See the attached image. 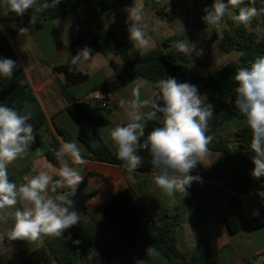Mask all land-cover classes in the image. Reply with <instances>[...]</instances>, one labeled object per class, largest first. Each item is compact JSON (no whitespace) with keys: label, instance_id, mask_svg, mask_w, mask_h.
Masks as SVG:
<instances>
[{"label":"crops","instance_id":"0c3cea01","mask_svg":"<svg viewBox=\"0 0 264 264\" xmlns=\"http://www.w3.org/2000/svg\"><path fill=\"white\" fill-rule=\"evenodd\" d=\"M134 1L136 0H129L110 15H104L99 6L90 3L66 17L44 20L39 16L37 23L30 25L31 9L20 17L12 12L7 13L4 0H0V31L9 41L35 95L36 103L28 111L39 108L47 122L45 128L34 132L35 140L27 154L8 166L9 177L18 185L26 182L25 177L34 176L40 171H48L54 179L57 177L55 169L60 167V161L55 166L45 155L55 137L60 141V146L65 142L57 135L56 126L70 133L69 142H77L83 156L87 153V148L78 139L80 133L87 135L92 147L104 142L116 151L110 139V131L117 124L128 122L127 114L119 101L132 98L137 81L143 83L141 99L151 97L155 89L142 78L135 79L124 87L120 85L117 73L122 69L123 61L112 53L92 49L93 59L82 67H75L77 71L88 75V80L79 85L67 87L63 74L54 70L56 66L71 61V44L75 40L84 39L88 42L91 36L102 32H117L128 43L131 58L146 54L135 51L128 38V14L125 9L133 6ZM160 1L163 0L144 3L147 12L144 20L147 26L145 31L151 37V49L172 36L187 35L199 47H203L208 39L214 38L201 19L204 15L200 14L204 9L201 4L183 5V0H170L166 3ZM161 7L168 11L175 8L176 15L172 20L167 21L156 14V10ZM186 14H192L191 18H187L190 22L187 26ZM258 19L259 16L253 20ZM260 26L264 27L261 21L254 30L257 32L256 29ZM20 28H28L29 32L21 35ZM166 47H169L165 50L168 54L177 50L174 43ZM92 80L96 82L89 87L88 83ZM197 88L199 94L207 96V101L217 99L214 91L200 85ZM102 100L110 105L111 110L105 116L106 122L103 126L93 127L85 120L75 122L66 110L69 103L94 104ZM238 126L239 123L232 120L220 126L219 131L231 142L233 153L230 158H226L222 153L210 150L203 160L204 165L198 164L190 173L201 177L202 183L193 182L187 188L186 196L177 193L170 197L162 192L154 183L156 171H128L123 166L86 157L85 164H74L69 157H65L69 165L84 176L73 197L74 207L81 215L80 223L65 231L67 237H71L68 243L73 263L86 264L91 261L95 253L115 234L114 226L99 208L116 194L125 193L145 219L157 223L166 217L176 219L172 240L182 253L191 255L197 241L205 238L214 257L221 264H264V226L251 228L247 225L249 219L264 214V197L259 195L263 191L262 179L257 180L251 176L254 168L251 157L254 153L249 149L239 148L235 143V133L246 127ZM49 194H53L51 189ZM228 216H235L239 223L238 229L233 233L229 230ZM13 223L10 218L7 222L0 221V232L8 230ZM51 239L53 237H46L42 243L6 239L5 244L0 245V264H26L22 260L24 255L46 245ZM76 240L80 243L74 244L73 241ZM162 257L158 251L141 240L128 250L115 252L114 257L106 264H137L138 261L140 264H166Z\"/></svg>","mask_w":264,"mask_h":264},{"label":"clouds","instance_id":"9594fccd","mask_svg":"<svg viewBox=\"0 0 264 264\" xmlns=\"http://www.w3.org/2000/svg\"><path fill=\"white\" fill-rule=\"evenodd\" d=\"M38 2L4 0V5L7 13L12 12L20 17L31 9L29 23L35 25L40 13L58 5L61 0H51V3L44 0L36 7ZM249 3L254 5L255 0H249ZM235 10H238V14ZM125 11L128 14V38L133 49L144 54L151 47V37L145 31V7L134 2ZM204 12L202 20L207 27L219 29L227 15L232 21L248 28L254 18L264 14V8L248 6L245 0H227L226 3L224 0H213ZM19 32L25 35L29 29L20 28ZM174 47L190 56L195 49L187 40L175 41ZM196 54L202 55L203 50ZM93 57L92 49L84 47L71 58L70 65L82 67ZM16 68L14 60L0 59V76L11 79ZM233 79L237 85L234 89L235 108L251 131L249 150L254 153L251 157L254 165L251 176L259 180L264 177V55L256 56L249 66L237 69ZM142 87V82H135L132 98L119 101L128 122L117 124L110 131L117 159L123 162L128 171H135L142 163V156L138 152L147 150L156 170L155 185L167 196L174 197L177 193L186 196L187 188L193 182L202 183L201 177L190 173L198 164H203L210 151L208 146L215 138L208 134L214 106L207 102L206 95L199 94L196 85L179 82L172 77L157 81L149 98L141 99ZM31 118L32 113L27 110L21 114L12 107L0 105V221L7 222L9 218L14 221L8 230L0 232V245L5 244L6 239L42 243L46 237L61 238L65 231L81 220L73 197L84 176L65 159L69 157L74 164L86 163L77 142H63L55 152L56 159L60 161V167L55 169L58 179H54L48 171L25 177L26 182L19 185L9 179L8 166L26 155L35 140L34 128L29 123ZM148 121H155L160 126L154 127L142 142ZM49 189L53 194H49ZM64 189L67 190L61 191ZM259 195L264 197V191ZM73 243L79 244L80 241Z\"/></svg>","mask_w":264,"mask_h":264},{"label":"trees","instance_id":"16d2710c","mask_svg":"<svg viewBox=\"0 0 264 264\" xmlns=\"http://www.w3.org/2000/svg\"><path fill=\"white\" fill-rule=\"evenodd\" d=\"M128 1L61 0L58 5L45 9L39 16L44 20L66 17L75 13L79 7L90 3L99 6L104 15H110ZM203 1L206 8L213 3V0ZM43 2L44 0L38 2L36 7H39ZM48 2L51 3V0H48ZM245 4L255 6L258 9L264 8V3L259 0H255L254 5L250 4L249 0H245ZM235 11L238 14V10ZM156 14L167 21L172 20L174 17L172 12L165 10V7L158 8ZM260 21L264 24V14L259 15L258 20H253L251 26L245 28L226 15L219 29L209 27L216 40V48L225 54L236 51L239 53V58L238 61H232L216 69L209 70L202 76H190L192 65L203 64L200 55L193 52L190 56L178 50L168 54L163 49L164 46H169L175 41H182L183 36L181 35L168 37L146 54L131 58L128 43L117 32H102L91 36L88 42L84 39L75 40L71 44L72 55L75 56L84 47L116 55L123 61V67L117 73V79L122 87L127 86L135 79L142 78L154 88L155 83L160 79L172 77L179 82L200 85L214 91L217 94V99L207 102L214 106V115L209 121L208 134L213 135L215 138L208 147L211 151L222 153L224 157L230 158L233 153L231 142L221 135L219 128L227 121L243 119L234 105V89L237 85L233 77L237 69L249 66L256 56L264 55V33L259 36L254 30ZM3 58L14 60L17 63V68L11 79L0 76V105L12 107L22 114L23 108L35 105V95L9 41L0 31V59ZM70 67L72 68L71 71L69 70ZM54 70L63 74L67 87L79 85L88 80V75L77 71L75 66L70 65V62L58 65ZM102 102L105 101L102 100L94 104L86 102L69 103L66 110L73 121L81 122L85 120L93 127H99L105 124V116L111 111L110 106L103 107ZM31 113L32 118L29 123L32 124L34 132L47 126L44 113L39 108ZM156 126L160 125L155 121L146 122L142 142ZM55 130L57 135L65 142L70 141L71 135L68 131L58 126ZM78 139L87 148L84 157L124 167L123 162L117 159L116 151H113L108 144L102 142L97 147H92L85 133H80ZM250 140L251 131L247 127L241 128L235 133V143L241 149H250ZM59 148L60 141L55 137L45 153L47 159L55 166L59 164L55 156V152ZM138 154L142 156V163L138 169L156 171L152 166L151 156L147 150H140ZM9 179L14 182L13 178L9 177ZM261 179L264 191V177H261ZM99 211L114 226L116 232L95 253L91 259V264H106L114 257L115 252L128 250L141 240L158 251L167 260L168 264H221L214 257L209 242L205 238L197 241L195 250L191 255L182 253L172 240V231L176 219L166 217L159 223L145 219L131 204L125 193H118L113 196L100 206ZM227 223L230 232L233 233L238 229L239 223L235 216H228ZM247 225L251 228L264 226V214L249 219ZM66 232L63 233L61 238H53L46 245L39 246L24 255L22 260L26 264H74L68 239H66Z\"/></svg>","mask_w":264,"mask_h":264},{"label":"rangeland","instance_id":"374dc122","mask_svg":"<svg viewBox=\"0 0 264 264\" xmlns=\"http://www.w3.org/2000/svg\"><path fill=\"white\" fill-rule=\"evenodd\" d=\"M148 1V2H155V0H136L134 1L136 4H143ZM170 0H163V1H160V3H166V2H169ZM261 1L262 3H264V0H259ZM183 5H187V4H194V6H197L199 4H201L204 9L206 8L204 6V1L203 0H183ZM224 2L226 3L227 0H224ZM194 9V8H192ZM204 9L203 11L200 12V14H204L205 15V12H204ZM170 11V10H169ZM175 11V8L173 10H171L170 12L173 13V15L175 16L176 15V12ZM192 15V14H191ZM191 15L190 14H186L185 18V25L187 26L190 22L187 21V18H191ZM203 15V16H204ZM199 16V14H198ZM229 17V16H228ZM202 19V18H201ZM229 19H231L229 17ZM208 28V27H207ZM257 32L258 34H262L263 30H264V27L260 26L258 27L257 29ZM86 38H88V35L85 36ZM187 37V38H186ZM183 40H187L190 44L194 45L195 44L192 42L191 38H189L187 35L186 36H183ZM214 38H210V40L208 39L207 43L203 46V47H199V46H195V53L197 52V50H203V54L200 55L203 59V64L202 65H192L191 68H190V76L191 77H194V76H202V75H205L207 73V71L209 70H213V69H216L218 67H220L221 65H225L229 62H232V61H238V58H239V53L238 52H231V53H228V54H225V53H221L217 48H216V40H215V43H214ZM153 47V46H151ZM197 47V48H196ZM169 47H166L164 46L163 49L164 50H167ZM151 48H149L145 53H147L148 51H150ZM93 52V50H92ZM133 53H135L133 51ZM90 83H88V86L90 87L92 83L96 82V80H92V81H89ZM30 107H26V108H23L22 110V114H24V111L25 110H29ZM232 122H238L240 126H238V128L240 127H244V123H243V119H233ZM83 129H86V128H83ZM81 144H83L81 142ZM83 146H85L83 144ZM163 258V257H162ZM163 260H165L166 264L167 263V260L164 258ZM86 264H91V261H88Z\"/></svg>","mask_w":264,"mask_h":264},{"label":"built area","instance_id":"2783aa9c","mask_svg":"<svg viewBox=\"0 0 264 264\" xmlns=\"http://www.w3.org/2000/svg\"><path fill=\"white\" fill-rule=\"evenodd\" d=\"M101 105H102L103 107H109V106H110L107 102H102ZM58 178H59V177H56L55 179H58ZM64 190H65V189H64ZM61 191H63V190H61Z\"/></svg>","mask_w":264,"mask_h":264}]
</instances>
